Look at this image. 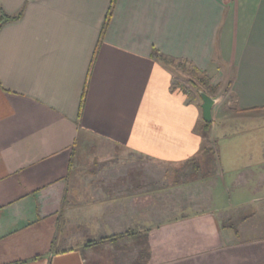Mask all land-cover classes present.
Wrapping results in <instances>:
<instances>
[{"label": "crops", "instance_id": "crops-1", "mask_svg": "<svg viewBox=\"0 0 264 264\" xmlns=\"http://www.w3.org/2000/svg\"><path fill=\"white\" fill-rule=\"evenodd\" d=\"M3 13L20 17L0 27V264H264V160L257 173L243 158L264 144L225 131L264 116V0H0ZM159 53L229 78L208 161L200 103ZM227 171L263 190L254 204L215 203Z\"/></svg>", "mask_w": 264, "mask_h": 264}, {"label": "rangeland", "instance_id": "rangeland-1", "mask_svg": "<svg viewBox=\"0 0 264 264\" xmlns=\"http://www.w3.org/2000/svg\"><path fill=\"white\" fill-rule=\"evenodd\" d=\"M214 63L216 64V67L214 66L216 69H214V70L219 71V69H218L220 67L219 64H222V63L220 61L214 62ZM174 70H176L175 71L176 77L181 82L182 86L184 87V89H181V91L184 92L186 89L191 90L193 88L191 85L190 79H193L194 81H196L198 86H202L197 78L192 76V74L182 70V68L174 67ZM204 72H206V71H204ZM218 86L219 87L217 89V92L213 94V97H215L218 101L221 102L219 106L221 107L227 102L234 104L235 96L230 90L229 78H227L225 81L223 80L222 82H220V84ZM184 93L186 94V92H184ZM196 101L200 104L202 103V100L199 97L196 98ZM226 111H227V109H226ZM233 117L234 116H231V118H233ZM225 131L227 132V134L239 132L240 134L246 135L248 138H249V135L253 134L254 138L257 139V143H261V145H262V144H264V116L256 117V118H250V119H242V116H240L236 120H233L230 123H228L226 125ZM244 142H245L244 139H242L241 141H239V139H237L236 146H238V147L234 146V147H232V150L234 148H237V149L239 148L240 150L244 151L245 150V148H244L245 145H243ZM220 146H222L224 150L227 149L225 147V145H220ZM227 151H229V150H227ZM243 158L247 159L248 161H252V164H254L253 169L255 172L260 173L261 170H263V168L260 167L259 165L262 164L261 162L264 160V157L252 158L249 156V158H245V157H243ZM256 161H258L260 163L257 164ZM177 168H174V169L177 170ZM236 172H238V170ZM236 172L235 171H227L226 172L227 181H228L227 186H229L230 189L229 188L225 189L226 187L225 188L222 187L223 189H215L214 190L213 199L215 200L216 204L218 202L221 205L233 206V208H234L235 206L236 207L240 206L238 202L244 203L247 201L252 205V204H254L253 201H255V199L258 198L260 196V194L263 193L262 192L263 190L261 188L259 190H255L254 188H252L250 190L249 189H243L241 191L236 190L234 188V185L231 184L232 179L236 176L233 174ZM178 177H181L180 173L178 174ZM251 185H254V184L252 183V184H250V186ZM231 215L235 217L234 219L238 218L239 220L230 219L226 222L228 225H234L235 224L236 228H238L240 226V224L245 221V219H241L242 216L245 215V213H243V211H242V213H236L235 215H234V213H231ZM257 223L261 228L264 227V213H262L260 215V217L257 218Z\"/></svg>", "mask_w": 264, "mask_h": 264}, {"label": "trees", "instance_id": "trees-1", "mask_svg": "<svg viewBox=\"0 0 264 264\" xmlns=\"http://www.w3.org/2000/svg\"><path fill=\"white\" fill-rule=\"evenodd\" d=\"M20 17V14L16 15V16H8L5 13L2 14V17L0 18V27L1 25L8 21V20H13V19H18ZM158 53V52H156ZM159 59L166 65L169 66H174L176 68H182V70L192 74V76H194L195 78H197L199 80V82L201 83V85L203 86H198L197 82L194 81L193 79H190L192 88L191 90H186L184 92H186L188 98L190 100H196L197 97L201 98V93H207L210 96H213L214 93L217 92L218 89V85L219 84H215L213 83V78L208 75L206 72L198 69L196 66L193 65L192 62L188 61V60H180V59H173V58H168L166 56H164L163 54H158ZM173 67V68H174ZM172 89L173 91L177 90V89H184V87L182 86L181 82L178 80V78L176 77V75L173 78V82H172ZM202 100V98H201ZM201 107V104H200ZM211 123H207L204 120H202V138L204 139V146L202 148V153L201 155H203L202 158H205L206 161L210 160L211 158L214 157V155L216 154V145L215 143H213L210 138H209V134H210V129H211ZM197 160V157H194L190 160H188V162H195Z\"/></svg>", "mask_w": 264, "mask_h": 264}, {"label": "water", "instance_id": "water-1", "mask_svg": "<svg viewBox=\"0 0 264 264\" xmlns=\"http://www.w3.org/2000/svg\"><path fill=\"white\" fill-rule=\"evenodd\" d=\"M201 98L202 118L205 122L211 123L213 121L212 111L217 99L204 92L201 93Z\"/></svg>", "mask_w": 264, "mask_h": 264}]
</instances>
